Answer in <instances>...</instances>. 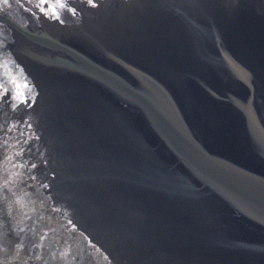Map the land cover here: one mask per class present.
Instances as JSON below:
<instances>
[{
	"label": "water",
	"instance_id": "1",
	"mask_svg": "<svg viewBox=\"0 0 264 264\" xmlns=\"http://www.w3.org/2000/svg\"><path fill=\"white\" fill-rule=\"evenodd\" d=\"M0 249L264 264V0H0Z\"/></svg>",
	"mask_w": 264,
	"mask_h": 264
},
{
	"label": "clouds",
	"instance_id": "2",
	"mask_svg": "<svg viewBox=\"0 0 264 264\" xmlns=\"http://www.w3.org/2000/svg\"><path fill=\"white\" fill-rule=\"evenodd\" d=\"M11 184V182H9V185ZM3 187V192L7 195L8 193H15V192H18L19 191V188H15V187H11V186H2ZM13 199V202L14 203H18V201L15 199V196L13 195L12 197ZM0 253H4V249H0ZM16 258L18 259V253H17V256ZM59 254L57 256V260L59 261Z\"/></svg>",
	"mask_w": 264,
	"mask_h": 264
},
{
	"label": "snow or ice",
	"instance_id": "3",
	"mask_svg": "<svg viewBox=\"0 0 264 264\" xmlns=\"http://www.w3.org/2000/svg\"><path fill=\"white\" fill-rule=\"evenodd\" d=\"M5 2H7V0H5ZM87 2L90 4H94L96 2V0H87ZM45 7H47V4H45ZM61 7H63V5ZM28 103L31 104V101H29ZM31 167L35 168L36 165L33 164V165H31ZM72 223H74V222L71 219H69V224H72Z\"/></svg>",
	"mask_w": 264,
	"mask_h": 264
}]
</instances>
